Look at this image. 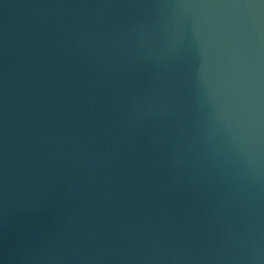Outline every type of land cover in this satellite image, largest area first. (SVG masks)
Returning a JSON list of instances; mask_svg holds the SVG:
<instances>
[{
    "label": "clouds",
    "instance_id": "1",
    "mask_svg": "<svg viewBox=\"0 0 264 264\" xmlns=\"http://www.w3.org/2000/svg\"><path fill=\"white\" fill-rule=\"evenodd\" d=\"M130 7L191 16L193 39L205 61L223 69L237 167H223L206 144L168 134L156 120L152 139L161 154L149 167L168 180L132 185L126 165L149 118L160 116L166 101L156 91L129 96L118 79L97 110L115 107L120 115L108 116L100 127L88 121L87 135L81 131L74 141L68 138L74 125H68L57 144L70 187L90 196L105 220L115 216L117 229L109 233L102 223L87 224L39 247L24 239L0 255V264H264V0H158ZM85 47L109 73L145 55L131 32L90 37ZM158 48L151 55L163 70V45ZM4 187L7 209V174ZM185 187L193 205L176 211L183 220L174 219L167 197ZM154 196L159 203L153 207Z\"/></svg>",
    "mask_w": 264,
    "mask_h": 264
},
{
    "label": "water",
    "instance_id": "2",
    "mask_svg": "<svg viewBox=\"0 0 264 264\" xmlns=\"http://www.w3.org/2000/svg\"><path fill=\"white\" fill-rule=\"evenodd\" d=\"M156 2L0 0V255L11 253L21 240L46 246L53 237L87 224L102 223L109 233L117 229L115 216L105 220L90 196L70 187L60 170L64 161L57 144L68 125H74L68 137L74 141L81 131L87 135L88 121L100 127L108 116L120 115L115 107L97 110L118 79L129 96L156 91L166 101L160 116L149 118L148 130L137 139L136 152L126 165L133 173L132 185L168 180L149 167L161 154L152 139L156 120L168 134L206 144L223 167H237L238 144L223 103L227 84L222 66L205 61L193 39L190 15L130 7ZM129 32L145 52L130 67L106 72L85 47L90 37ZM160 45L163 70L151 55ZM167 199L174 219L183 220L176 211L193 205L187 187ZM157 203L154 196L150 204Z\"/></svg>",
    "mask_w": 264,
    "mask_h": 264
}]
</instances>
